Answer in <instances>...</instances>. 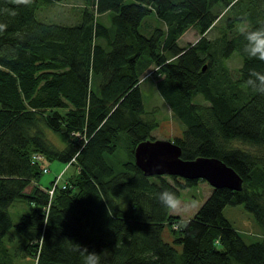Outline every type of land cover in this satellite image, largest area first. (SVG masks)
I'll list each match as a JSON object with an SVG mask.
<instances>
[{
    "label": "trees",
    "instance_id": "16d2710c",
    "mask_svg": "<svg viewBox=\"0 0 264 264\" xmlns=\"http://www.w3.org/2000/svg\"><path fill=\"white\" fill-rule=\"evenodd\" d=\"M59 1L0 0V264H11L4 237L12 226L34 264H84L77 244L96 252L100 264H264V94L247 84L250 73L264 74V61L243 52L236 27L264 28V0H84L75 23L36 18L41 6ZM149 15L160 24L147 28ZM221 15L220 35L207 38ZM188 27L199 36L180 45ZM234 51L241 56L235 77L223 62ZM149 65L184 124L171 139L181 156L218 157L242 178L238 190L211 187L184 221L157 197L167 190L178 199L204 179L145 175L134 163V146L154 138L159 124L142 102L140 75ZM121 132L125 157L118 154ZM235 139L254 148L227 144ZM34 152L76 164L51 197L53 178L43 188L36 183L42 169L31 161ZM17 199L28 209L14 223L9 206ZM226 204L251 213L258 238H243L223 214ZM165 226L172 243L162 237Z\"/></svg>",
    "mask_w": 264,
    "mask_h": 264
},
{
    "label": "rangeland",
    "instance_id": "374dc122",
    "mask_svg": "<svg viewBox=\"0 0 264 264\" xmlns=\"http://www.w3.org/2000/svg\"><path fill=\"white\" fill-rule=\"evenodd\" d=\"M83 7L84 0H61L59 2H52L41 6L36 10L35 16L37 19L47 22L70 24L79 20ZM218 8L220 9V7ZM101 18L105 20L104 15H101ZM145 19L147 28L150 25L160 24L158 19H156L153 15H149ZM224 22L225 15H221L216 21L214 27H211L206 32L205 36L209 39L219 36L221 32L220 29L223 27ZM236 25H238L236 26L238 29L243 26L240 24ZM236 27H232L230 31L232 32L236 30ZM198 36V32L194 27H188L178 38V43L180 45H185L187 43L194 42ZM223 62L229 68L230 74L235 77L237 74V68L241 63L240 54L237 51H234L228 58L223 59ZM152 69V65H149L140 75V89L143 106L147 111V116H154L159 122V124L151 131L154 138L172 139V135L176 132L178 135H182L184 124L174 116L170 107L163 100L162 96L155 87L154 82L157 77L155 73L151 71ZM195 98L199 103L207 104V102L204 101L199 94H197ZM48 136L56 146H62V143L56 133L50 132ZM126 142V133L121 132V137L118 140V154L120 157L126 156ZM227 144L249 150L254 148L252 145L236 139L231 140ZM76 168L75 163L67 164V162L56 159L49 160L47 161V172H41L37 183L38 185L40 184L41 186H46L51 178H53V183H59L63 179H66V177L74 174ZM46 189L48 190V188ZM210 190L211 186L206 180H198L196 183L187 186L182 190L181 196L178 198L179 203L175 207L170 208V213L178 215L181 221L186 220L201 205ZM27 209L28 205L26 200H14L9 206L12 221L14 223L19 221L21 213L25 212ZM223 214L241 233L246 241H251L259 237L260 230L258 225L252 218L251 213L248 212L242 204H226L223 207ZM177 226V222H173L171 224V228L174 230H176ZM162 237L165 241L172 243L171 234L167 226L163 229ZM4 240L12 254L10 261L11 264H34L35 258L31 255L26 256L18 247L21 242L25 241V237L21 235L14 226L10 227L4 237Z\"/></svg>",
    "mask_w": 264,
    "mask_h": 264
},
{
    "label": "water",
    "instance_id": "95a60500",
    "mask_svg": "<svg viewBox=\"0 0 264 264\" xmlns=\"http://www.w3.org/2000/svg\"><path fill=\"white\" fill-rule=\"evenodd\" d=\"M202 69H205L203 64ZM134 163L145 175H175L182 178H202L211 187L238 190L242 186L240 175L223 160L215 156H181V147L171 139L146 138L133 149Z\"/></svg>",
    "mask_w": 264,
    "mask_h": 264
},
{
    "label": "clouds",
    "instance_id": "9594fccd",
    "mask_svg": "<svg viewBox=\"0 0 264 264\" xmlns=\"http://www.w3.org/2000/svg\"><path fill=\"white\" fill-rule=\"evenodd\" d=\"M13 3L30 6L32 0H13ZM4 27V25H0V30ZM239 31L245 41L243 52L249 58L264 61V28L253 29L250 25H244ZM247 84L254 91L264 94V74L250 73ZM157 198L165 208H173L179 203L176 194L167 190L161 192ZM77 250L84 255V264H100V258L96 252L89 251L87 247L78 244Z\"/></svg>",
    "mask_w": 264,
    "mask_h": 264
},
{
    "label": "built area",
    "instance_id": "2783aa9c",
    "mask_svg": "<svg viewBox=\"0 0 264 264\" xmlns=\"http://www.w3.org/2000/svg\"><path fill=\"white\" fill-rule=\"evenodd\" d=\"M73 135L80 137L78 132H71ZM31 161H39L41 162V169L43 172L47 171V164L44 162L43 160V155L39 152H34L31 156ZM55 183L52 184L51 187L48 188V190L46 189L48 196L51 197L52 193H53V187H54Z\"/></svg>",
    "mask_w": 264,
    "mask_h": 264
},
{
    "label": "crops",
    "instance_id": "0c3cea01",
    "mask_svg": "<svg viewBox=\"0 0 264 264\" xmlns=\"http://www.w3.org/2000/svg\"><path fill=\"white\" fill-rule=\"evenodd\" d=\"M46 162H47V161H46ZM36 183H37V182H36ZM39 186L42 187V188L44 187V186H41L40 184H39ZM209 193H210V192H209Z\"/></svg>",
    "mask_w": 264,
    "mask_h": 264
},
{
    "label": "bare ground",
    "instance_id": "6f19581e",
    "mask_svg": "<svg viewBox=\"0 0 264 264\" xmlns=\"http://www.w3.org/2000/svg\"><path fill=\"white\" fill-rule=\"evenodd\" d=\"M43 160L45 161L46 159L43 157Z\"/></svg>",
    "mask_w": 264,
    "mask_h": 264
}]
</instances>
